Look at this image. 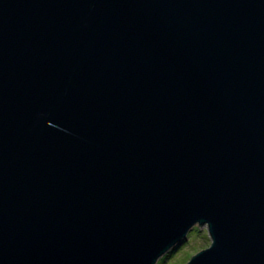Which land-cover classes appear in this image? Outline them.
<instances>
[{
  "label": "water",
  "instance_id": "95a60500",
  "mask_svg": "<svg viewBox=\"0 0 264 264\" xmlns=\"http://www.w3.org/2000/svg\"><path fill=\"white\" fill-rule=\"evenodd\" d=\"M264 264V0H0V264Z\"/></svg>",
  "mask_w": 264,
  "mask_h": 264
},
{
  "label": "rangeland",
  "instance_id": "374dc122",
  "mask_svg": "<svg viewBox=\"0 0 264 264\" xmlns=\"http://www.w3.org/2000/svg\"><path fill=\"white\" fill-rule=\"evenodd\" d=\"M210 244L211 239L208 236L207 227L195 226L188 233L186 240L168 253L170 256L163 263L159 260L157 264H186L195 254L208 248Z\"/></svg>",
  "mask_w": 264,
  "mask_h": 264
},
{
  "label": "trees",
  "instance_id": "16d2710c",
  "mask_svg": "<svg viewBox=\"0 0 264 264\" xmlns=\"http://www.w3.org/2000/svg\"><path fill=\"white\" fill-rule=\"evenodd\" d=\"M172 252V251H171ZM171 252H169V253H171ZM170 256V254H166L163 258H161L160 260H161V262L163 263L164 261H165V259L167 258V257H169ZM160 262V263H161Z\"/></svg>",
  "mask_w": 264,
  "mask_h": 264
}]
</instances>
